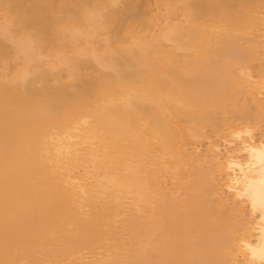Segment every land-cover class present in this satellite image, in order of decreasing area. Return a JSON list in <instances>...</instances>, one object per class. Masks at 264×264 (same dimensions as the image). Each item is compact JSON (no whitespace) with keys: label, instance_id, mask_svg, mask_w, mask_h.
Returning <instances> with one entry per match:
<instances>
[{"label":"bare ground","instance_id":"6f19581e","mask_svg":"<svg viewBox=\"0 0 264 264\" xmlns=\"http://www.w3.org/2000/svg\"><path fill=\"white\" fill-rule=\"evenodd\" d=\"M96 2L0 0V264H264V0Z\"/></svg>","mask_w":264,"mask_h":264},{"label":"clouds","instance_id":"9594fccd","mask_svg":"<svg viewBox=\"0 0 264 264\" xmlns=\"http://www.w3.org/2000/svg\"><path fill=\"white\" fill-rule=\"evenodd\" d=\"M127 0H97L92 6H86L82 9L81 15L89 23V30L92 32L91 39H105L102 34L107 31L106 22L110 13L119 10L125 5ZM0 40L7 42L14 50H19L25 47H31L34 39L27 33H19L15 31V26L0 21ZM81 59H91L97 67L104 71L110 70V65L105 63V56L114 55L107 52H96L95 49L91 53L87 49H82L80 52ZM61 68H67V65L53 67L52 71H59ZM19 77L26 80L31 76V71L28 67H23L18 70Z\"/></svg>","mask_w":264,"mask_h":264}]
</instances>
